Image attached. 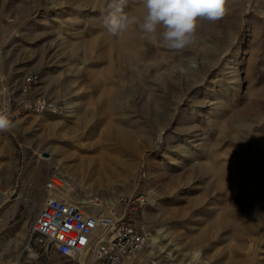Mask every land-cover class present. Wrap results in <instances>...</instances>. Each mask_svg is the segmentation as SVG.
<instances>
[{
    "label": "rangeland",
    "instance_id": "1",
    "mask_svg": "<svg viewBox=\"0 0 264 264\" xmlns=\"http://www.w3.org/2000/svg\"><path fill=\"white\" fill-rule=\"evenodd\" d=\"M107 3L0 0V113L12 121L0 131V264H85L32 233L50 177L117 217L141 197L131 211L148 244L122 264H264V0H225V15L199 21L181 51L137 23L109 33ZM124 12L141 18L142 0ZM196 52L215 64L167 122L186 83L177 71ZM232 66L221 105L206 102ZM36 101L58 111L28 109Z\"/></svg>",
    "mask_w": 264,
    "mask_h": 264
},
{
    "label": "built area",
    "instance_id": "2",
    "mask_svg": "<svg viewBox=\"0 0 264 264\" xmlns=\"http://www.w3.org/2000/svg\"><path fill=\"white\" fill-rule=\"evenodd\" d=\"M28 109L58 111L54 105L42 101L30 104ZM64 183L58 177H50L45 183L47 192L59 194L44 199L32 222V233L40 242L69 259L83 255L85 264H122L144 250L148 234L135 224L131 211L141 197L126 199L124 211L117 217L102 209L96 199H69L60 192Z\"/></svg>",
    "mask_w": 264,
    "mask_h": 264
},
{
    "label": "clouds",
    "instance_id": "3",
    "mask_svg": "<svg viewBox=\"0 0 264 264\" xmlns=\"http://www.w3.org/2000/svg\"><path fill=\"white\" fill-rule=\"evenodd\" d=\"M126 4L127 0H108L100 10L102 25L109 33L118 34L130 23H137L142 32L152 34L161 46L176 51L193 42L199 21L217 22L226 11L225 0H142L145 13L133 21L124 12ZM11 126L8 116L0 113V131Z\"/></svg>",
    "mask_w": 264,
    "mask_h": 264
},
{
    "label": "bare ground",
    "instance_id": "4",
    "mask_svg": "<svg viewBox=\"0 0 264 264\" xmlns=\"http://www.w3.org/2000/svg\"><path fill=\"white\" fill-rule=\"evenodd\" d=\"M195 52V51H194ZM205 52V51H204ZM193 53V52H192ZM200 56H202L203 58V61H201L200 63H197V52H196V55L194 56L195 57V59H193L191 62L192 63H187V64H184L178 71H177V75L180 77V78H182V79H184V80H186V83L185 84H183L181 87H180V93L178 94V96H177V98H176V100L174 101V108H172V110H171V112L168 114V116H166V120H167V122L172 118V116L174 115V111L176 110V106L182 101V99H183V97L186 95V93H187V91L189 90V88L190 87H192L193 85H195V84H197L198 82H202L203 81V79L205 78V76H206V73L211 69V67H213L214 65L213 64H215V61L214 60H209L210 62H209V66H208V68L206 67V65L204 64L205 63V54H204V56H203V54H200ZM207 58H209V57H207ZM200 59V58H199ZM212 59V58H211ZM201 60V59H200ZM187 61H189V60H187ZM212 62V63H211ZM218 64V63H217ZM235 65H236V63H234ZM203 68H205V70L200 74L202 77L200 78V79H197V77H198V74H199V72L203 69ZM225 73H227L228 75L227 76H224L225 77V79L224 78H222L221 80H219L218 81V84H219V89H218V91H216L215 93H214V95H215V98H216V101H214V102H211L210 101V99H207L206 100V102H209V103H213V104H216V105H221V103L223 102V100H224V98L227 96V94H228V92L229 91H227V88L225 87L226 86V84L225 83H229V80L230 79H232L233 77H235L236 76V73H237V70H236V68H235V66H232V69L230 70V71H228V72H225ZM238 75V74H237ZM236 77H238V76H236ZM237 79V78H236ZM188 82V83H187ZM181 85V84H180ZM196 86V85H195ZM194 102H196L197 103V101H194ZM228 103V102H227ZM244 105V104H243ZM220 107V106H219ZM244 107V106H243ZM213 108V107H212ZM231 108V107H230ZM228 109V108H227ZM240 110H241V108H240ZM167 111V110H166ZM233 111V110H232ZM219 112V111H218ZM237 112V111H236ZM240 112V111H239ZM241 112H242V110H241ZM165 113V112H164ZM238 113V112H237ZM189 114V113H188ZM234 114V113H233ZM226 115V114H225ZM229 115H230V113H229ZM239 115V114H238ZM187 116V115H186ZM190 116V115H189ZM235 116V115H234ZM242 116V115H241ZM240 116V117H241ZM245 116V115H244ZM193 117V116H192ZM228 117V116H227ZM242 118V117H241ZM185 119V118H184ZM225 121H226V119H225ZM238 121V120H237ZM227 122V121H226ZM168 124V123H167ZM240 129L242 130V128H244V127H246V126H244V123H243V120L242 121H240ZM111 125V124H110ZM189 125V124H188ZM184 126V125H183ZM191 126H193V125H191ZM108 127V126H107ZM112 127V125L111 126H109V128H111ZM185 127H187V126H185ZM197 128V127H196ZM195 128V129H196ZM111 129H113V128H111ZM117 129V128H116ZM182 129V128H181ZM185 129V128H184ZM189 129H191V128H189ZM194 129V130H195ZM186 130V129H185ZM193 130V131H194ZM187 131V130H186ZM188 131H190V130H188ZM187 131V132H188ZM190 132H192V129H191V131ZM217 132V131H216ZM186 133V132H185ZM184 133V134H185ZM219 133V132H218ZM182 134V133H181ZM188 135H189V133H188ZM184 136V135H183ZM186 136V135H185ZM174 137V136H173ZM182 138V137H181ZM189 138H191V139H186V140H183V142L186 144V145H192L193 146V144H195V142L197 141V135L195 134H190L189 135ZM182 140V139H181ZM180 145V144H179ZM196 145V144H195ZM182 146V145H181ZM183 147V146H182ZM181 147V148H182ZM187 147V146H186ZM183 148H185V147H183ZM182 148V149H183ZM176 149V148H175ZM182 149H179V150H181V151H183L184 152V150H182ZM185 149H187V148H185ZM189 150V149H188ZM187 150V151H188ZM187 151H185L186 153H187ZM191 151H192V149H191ZM177 152V151H176ZM179 152V151H178ZM194 152V151H193ZM185 153V154H186ZM195 153V152H194ZM181 156V155H180ZM190 156V155H189ZM193 156V155H192ZM191 156V157H192ZM45 157H49V156H47V155H45ZM186 157H188V156H186ZM184 158V157H183ZM190 158V157H189ZM193 158V157H192ZM185 159V158H184ZM188 159V158H187ZM185 161V160H184ZM196 161V160H195ZM53 162H54V160H53ZM195 163H197V162H195ZM57 164V163H56ZM194 164V163H193ZM72 167H70L69 169H71ZM81 168V167H80ZM83 168H85V167H83ZM91 169V168H90ZM95 172V171H94ZM91 173H90V170H89V167H88V170H85V171H81V172H79V173H76V175H77V177H79L80 178V180H83V179H85V178H87L89 175H90ZM72 175V174H71ZM93 175V174H92ZM98 176V175H97ZM75 178H76V176H75ZM74 178V179H75ZM51 196H54V197H56L57 195L56 194H50ZM110 212V211H109ZM111 213V212H110ZM151 239L152 240H154V238L153 237H151ZM33 254V253H32ZM82 257H83V255H81ZM35 258V257H34ZM128 263H130V262H125L124 264H128Z\"/></svg>",
    "mask_w": 264,
    "mask_h": 264
},
{
    "label": "crops",
    "instance_id": "5",
    "mask_svg": "<svg viewBox=\"0 0 264 264\" xmlns=\"http://www.w3.org/2000/svg\"><path fill=\"white\" fill-rule=\"evenodd\" d=\"M35 200H36V199L34 198V202H35ZM35 203H36V202H35ZM40 205H41V198H40Z\"/></svg>",
    "mask_w": 264,
    "mask_h": 264
}]
</instances>
